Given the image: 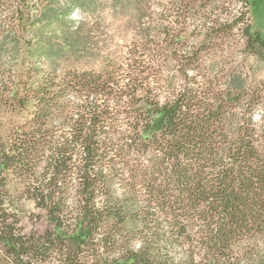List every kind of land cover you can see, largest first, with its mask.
<instances>
[{"label": "trees", "instance_id": "trees-1", "mask_svg": "<svg viewBox=\"0 0 264 264\" xmlns=\"http://www.w3.org/2000/svg\"><path fill=\"white\" fill-rule=\"evenodd\" d=\"M199 1L220 0L176 5ZM67 2L0 0V111L31 104L22 124L0 133V261L264 264V130L253 117L264 87L224 71L189 76L205 52H184L178 33L146 38L123 77L122 67L45 68L43 59L76 46L51 32L74 27L79 7L58 8ZM213 21L201 45L222 38ZM26 35L19 73L13 58ZM245 36L264 60V38L249 26ZM161 42L172 49L173 77L186 80L170 81L163 101L151 90L163 77ZM24 201L45 213L43 234L24 233L13 211Z\"/></svg>", "mask_w": 264, "mask_h": 264}, {"label": "rangeland", "instance_id": "rangeland-1", "mask_svg": "<svg viewBox=\"0 0 264 264\" xmlns=\"http://www.w3.org/2000/svg\"><path fill=\"white\" fill-rule=\"evenodd\" d=\"M247 1L248 5L242 0H220L213 4L199 1L186 8L180 2L181 7L176 5V0H68L65 5L60 4L58 8L64 9L70 4L79 7L72 11L73 15L71 14L74 27L70 29L64 25H55L51 32L60 38L69 36V40L76 46L68 47L63 44L64 55L54 61L43 59L42 65L48 69L58 67L60 70L95 72L106 68L117 70L122 67L125 73L118 69V76L123 77L130 70L127 67L130 60L136 58L132 53L136 46L143 52L146 38L150 37L155 42H160L162 38L170 39L172 34L178 33L183 39L188 38L187 46L181 48L184 52L190 51L193 47L199 49V52H205L195 65L196 70L189 71V76L198 74L200 80L206 70H209L207 73L212 77L216 75L214 72L220 77L224 71L241 77L247 84L263 90L264 60L247 51L245 29L249 26L252 34L259 33L264 38V0ZM213 20H217L222 26L216 27L212 33H219L221 28H224L223 36L215 43L207 42L201 45V39L206 34L205 29L215 26ZM235 20L239 21L238 25L230 29ZM162 30L165 35L161 34ZM29 38L31 35L24 36L21 50L13 58L19 73L23 68L21 61L28 51V46L24 43ZM2 42L0 36V50ZM33 44L36 42L33 41ZM159 44L162 47L160 50L165 51L163 54L166 60L162 59L163 77L158 78L157 84L151 83V90L153 96H158L163 101L170 81L177 83L186 80L181 79L179 75H176L179 77L177 79L173 77L175 61L167 57L173 55L172 49L168 50L167 43ZM150 46L152 45H148ZM11 48L10 42L7 51L9 52ZM27 106L30 108L31 104ZM27 108L23 109L17 105L4 106L0 111V133L5 134L22 124L28 117ZM253 117L264 130V107L258 108ZM262 145L264 150V141ZM17 188L21 189V186L18 185ZM23 204V210L13 211L15 216L20 218L24 233L35 232L40 235L48 230L50 224L45 218V213L35 209L32 202L24 201ZM0 264L6 263L0 261Z\"/></svg>", "mask_w": 264, "mask_h": 264}]
</instances>
